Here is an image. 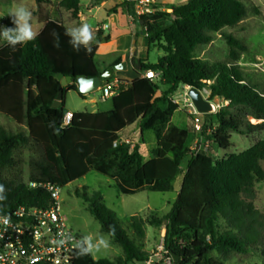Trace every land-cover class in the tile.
Returning a JSON list of instances; mask_svg holds the SVG:
<instances>
[{
  "label": "trees",
  "instance_id": "obj_1",
  "mask_svg": "<svg viewBox=\"0 0 264 264\" xmlns=\"http://www.w3.org/2000/svg\"><path fill=\"white\" fill-rule=\"evenodd\" d=\"M20 1L0 0V6ZM92 1L100 4L105 0ZM41 2L37 0L36 14L45 26L37 38L15 49L6 43L0 46V114L26 130L14 133L0 126V184H4L0 196L5 197L0 202V215L21 205L43 206L49 200L45 189L4 176L16 165L15 153L24 147L38 153L29 161L30 181L59 187L95 171L113 180L125 195L142 190L164 193L174 191V180L183 171L181 189L165 216L152 213L148 218L135 215L128 219L135 237L145 238L146 224L165 229L164 245L179 258L175 264H227L233 254H248L264 228V215L254 204L256 184L264 181V87L245 77L235 49L246 48L224 32L242 24L248 16L246 6L239 0H187L170 13L157 11L172 18L170 24L148 37L150 46L163 51L158 62L140 61L138 78L119 80V94L111 98V111L75 112L71 125L63 128L66 93L76 92L82 99L86 95L78 91L76 83L69 84L62 89L61 106L53 108L60 92L59 75L74 80L101 75L95 55L99 44L110 38L98 35L90 52L83 45L76 51L63 23L50 16ZM124 3L131 7L133 1ZM58 7L76 19L81 0H61ZM216 33L231 47L230 61L210 62L197 55V49L213 42ZM147 70L161 72L160 83L168 89L160 96L155 95L159 86L141 77ZM181 86L208 89L210 100L219 97L228 102L215 113L212 137L218 148L230 149L233 132L243 136L259 133L263 138L222 159L201 152L192 154L188 131L172 122L180 107L172 94ZM137 120L140 133L151 130L156 138L150 166L138 145L114 144L118 133ZM75 194L85 200L102 231L122 247L123 256L95 260L92 255L78 256L77 248L74 264H130L148 257L123 227L125 222L103 204L101 192L89 193L85 187L83 191L76 189ZM110 226L115 228L114 235Z\"/></svg>",
  "mask_w": 264,
  "mask_h": 264
},
{
  "label": "rangeland",
  "instance_id": "obj_2",
  "mask_svg": "<svg viewBox=\"0 0 264 264\" xmlns=\"http://www.w3.org/2000/svg\"><path fill=\"white\" fill-rule=\"evenodd\" d=\"M61 0H42L41 4L50 16H58V3ZM170 0H156L157 3H168ZM248 10L247 18L238 27L225 28L224 32L232 34L234 37L240 40L245 46V51L235 49L239 55V67L245 77L249 80L257 82L264 87V0H239ZM89 0H81V3H88ZM18 4H24L29 8L31 12L36 14L37 0H24ZM14 4L10 6H0V26H7L8 23L12 24L9 17V10ZM36 6V11L33 8ZM172 10H168L162 13H170ZM156 13V12H155ZM154 13V14H155ZM33 14V13H32ZM155 18L159 24L156 26L164 27L166 24L172 22V18L164 16L163 14L156 13ZM214 41L208 45L200 46L197 49V55L210 62L214 61H230L231 59V47L227 44L226 40L220 33L214 34ZM6 42L0 39V46H3ZM123 46L128 45V49L122 50V53L127 57L135 55V59L147 58L151 63H156L158 57L163 54L162 50L154 49L150 46L151 50H148V40L139 35L136 42H123ZM148 54V55H147ZM110 55L99 54L96 59L98 63L102 64L108 61ZM112 80V79H111ZM183 90L180 89L174 96L175 100L179 101L180 108L173 116L172 122L176 125H181L189 131L187 144H193L194 140H199L202 147H200L201 153H205L214 157L215 159H222L228 154L241 153L258 140L263 138V135L255 133L250 136H243L235 132L232 133V146L228 150L218 148L212 137V130L217 124V118L215 113L212 114H200V119L203 123V132H197L195 130L193 117L188 115L186 101L184 100ZM208 93L206 96H210V91L205 89ZM90 97H94L96 104L93 106L89 102H84L83 99L76 93L68 91L65 95L66 107L68 110L83 111H100L106 112L110 108V100L103 99L102 92L99 90L93 92ZM186 97V96H185ZM109 99V98H108ZM107 100V101H106ZM216 103L220 105V108L227 105L224 100L216 99ZM217 109V112L219 109ZM251 123H256L252 121ZM260 122V121H259ZM258 122V123H259ZM135 124H131L124 132L120 133V138H124L126 133L132 131ZM0 126L8 131L14 133L19 131H26L25 128L19 127L14 121L7 118L5 115L0 114ZM140 144L141 154L144 161L150 166L149 161L155 156L154 150L156 148V141L153 131H144L143 134L139 133L134 139ZM192 154L198 150L193 149ZM38 153L29 147L19 149L15 153L16 165L7 170L4 176L9 180H17L27 183L30 181V165L31 158H37ZM187 166V160L182 164V170H185ZM264 167V162H263ZM183 171L180 172L174 181L175 190L171 192H151L148 190H142L134 195H125L119 192L113 180L106 176H103L95 171L88 172L83 178L68 183L64 187H60V198L62 204V214L66 219L67 224L75 231L80 233L84 238L92 237V242L95 243L102 236L110 241L107 249H102L99 253L92 255L95 260L109 259L115 260L118 257L123 256L122 247L116 243L111 236L103 232L101 224L93 217L90 211L87 209L85 200L78 197L75 194V190L79 189L83 191L85 187L89 189V193L99 191L103 195V204L111 211L115 212L117 217L125 222L123 227L131 238L136 241V244L147 253V256L157 253L161 246H164V237L166 234L165 229L155 228L149 224H146V235L144 239H138L135 237L134 231L130 228L128 219L135 215L148 218L152 213L162 217L165 216L172 207V202L177 197V192L181 186V180ZM255 207L264 215V181L256 184V198L254 200ZM264 262V228L258 233L255 244L248 254H233L227 264H261ZM132 264V263H130Z\"/></svg>",
  "mask_w": 264,
  "mask_h": 264
},
{
  "label": "built area",
  "instance_id": "obj_3",
  "mask_svg": "<svg viewBox=\"0 0 264 264\" xmlns=\"http://www.w3.org/2000/svg\"><path fill=\"white\" fill-rule=\"evenodd\" d=\"M122 1H133L137 17H149L157 12L156 0ZM142 76L153 81L161 77V72L147 70ZM100 91L104 100L114 97L119 94V84L107 82L102 85ZM204 92L205 97L210 100V96H206L208 92L205 89ZM216 99L221 98L210 100L214 113L220 108ZM185 101L187 113L193 117L195 130L203 132L201 113L197 111L188 93ZM225 103L228 104L227 101ZM73 118V112H65L61 126L69 127ZM27 184L31 188L45 189L49 194V200L43 206L21 205L8 214L0 215L9 217L8 225L0 223V264H74L76 245L84 237L67 224L62 214L60 187L52 183L35 181H28ZM132 264H175V260L164 245L154 255L142 261H134Z\"/></svg>",
  "mask_w": 264,
  "mask_h": 264
},
{
  "label": "crops",
  "instance_id": "obj_4",
  "mask_svg": "<svg viewBox=\"0 0 264 264\" xmlns=\"http://www.w3.org/2000/svg\"><path fill=\"white\" fill-rule=\"evenodd\" d=\"M21 1H24V0H21ZM186 2L187 0H170L168 1V3H157L156 7H157V11L165 12L168 10H172L175 7L181 6L185 4ZM14 4H18V3H14ZM1 6H10V5H1ZM34 10L36 11V6L33 8V11ZM32 13L33 14H32L31 23L33 25L34 30H36L39 34L43 30L45 24L40 21L38 14H35L34 12ZM155 14L149 17H137L134 12V3H132L131 7H128L125 5V3L122 0H105L103 3H100V4H96L92 0H89L88 3H84V4L81 3L78 18L76 19L73 18L71 15V12L61 9V8H59L58 16H56L55 18L59 19L63 23L66 29L70 27H74V26H79L80 24H83V23L89 24L94 34V41L92 42L91 46L96 42L98 35L101 36V38L103 39L105 37L110 38L109 41H104L99 44V47L95 55V61L98 65V70L100 71L101 75L107 69L111 67L114 68L116 65L120 63H123V62L126 63L127 65L126 69H121V70L115 69L114 74L109 79H107L109 80V82H117L119 84V80L131 82L139 77V74L137 73V69L140 65V61H144V63L155 64V63H151L148 57L140 58L136 60L134 54L132 57L131 56L127 57L126 54L122 53V50L125 51L126 49H128V45L126 44V46H123L122 41L123 42L126 41L128 43L132 40L136 42V39L139 38V35H142L148 40V37L152 36L154 34V31L161 28L160 26H156L159 24V22L155 18ZM148 43H149V40H148ZM148 46H149L148 50L150 51L151 50L150 44H148ZM151 47H153L154 49L161 50L159 47H155L154 45ZM99 54H104L106 56L110 55V58L108 59V61H105L102 64H100L98 63L96 59L97 55ZM140 74H141V77H143L142 73ZM153 81L159 86V89L156 91V94H155L156 96H160L162 92L168 89L167 86H164L160 83V77ZM105 83L106 82H104L103 84ZM181 88L184 89L183 95H184V100H186L185 96L188 93V89L186 86H181L174 94H172V98L174 100H175L174 95ZM92 93L87 94L86 99H83V101L89 102L93 106L94 104H96V100L94 97H90ZM111 98L107 99V100H110L111 103H110L109 110H107L106 112H109L113 109V102L111 101ZM175 102L180 105L179 101L175 100ZM65 107H66V98H65ZM68 111L73 112V113L81 112L79 110H73V111L68 110ZM83 112L96 113L100 111L93 110V111H83ZM101 113H104V112H101ZM135 123L137 124L136 127H134L131 132L126 133L125 134L126 136L124 138H120L119 134L124 132L125 129H127L131 124L126 126L124 129H122L118 133V136L116 140L114 141V144H117L120 142H126V143H130L132 147H134L135 145H138L139 150L141 152L140 144L134 140L135 137H137V135L140 133V130H139L140 122L139 120H137L132 124H135ZM177 126L184 128L181 125H177ZM188 135H189V131H188ZM199 140H194L193 144L191 145L187 144V145L191 149L194 146L198 150L197 152H199L201 149L200 147H202ZM155 141H156V138H155ZM154 154H155V150H154ZM154 158L155 156L151 158L150 160H153ZM183 173L184 174L182 176L181 185H182L183 178L185 175V172ZM180 189H181V186L177 194L179 193ZM174 190H175V187H174Z\"/></svg>",
  "mask_w": 264,
  "mask_h": 264
},
{
  "label": "clouds",
  "instance_id": "obj_5",
  "mask_svg": "<svg viewBox=\"0 0 264 264\" xmlns=\"http://www.w3.org/2000/svg\"><path fill=\"white\" fill-rule=\"evenodd\" d=\"M9 17L14 26H0V39L10 45L13 49L17 45H23L35 40L38 32L34 30L32 21V12L24 4H14L9 10ZM56 35L55 33H53ZM65 35L70 37L69 43L76 51H79V46L83 45L85 50L91 51V44L94 41V34L91 26L87 23L80 24L66 29ZM58 39V37H57ZM57 47L59 44L57 43ZM4 191V184H0V193ZM5 197L0 196V202ZM0 223L4 225L9 224V217L0 216ZM110 234H115L114 226H110ZM110 241L102 236L95 243L92 242V237H85L82 241L78 242L76 247L79 248L78 256L95 255L102 249L109 247Z\"/></svg>",
  "mask_w": 264,
  "mask_h": 264
},
{
  "label": "water",
  "instance_id": "obj_6",
  "mask_svg": "<svg viewBox=\"0 0 264 264\" xmlns=\"http://www.w3.org/2000/svg\"><path fill=\"white\" fill-rule=\"evenodd\" d=\"M126 68L127 65L123 62L116 65L114 68L111 67L107 69L102 75L95 77L79 76L76 80L72 79L71 77H63L62 75H59V78L61 79V84L59 86L60 92L58 94L57 100L53 103L52 107L59 108L61 106L63 100L62 89L69 84L76 83L78 91L81 94L87 95L99 90L102 87L104 80L109 79L114 74L115 69L121 70ZM188 87V96L190 97L197 111L201 114L214 113L211 101L205 97L204 90L201 91L195 87ZM173 257L176 262L179 260L177 256L174 255Z\"/></svg>",
  "mask_w": 264,
  "mask_h": 264
}]
</instances>
